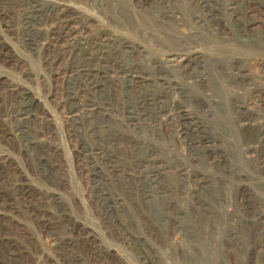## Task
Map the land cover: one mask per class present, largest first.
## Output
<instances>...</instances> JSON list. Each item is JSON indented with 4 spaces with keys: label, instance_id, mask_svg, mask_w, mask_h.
<instances>
[{
    "label": "rangeland",
    "instance_id": "obj_1",
    "mask_svg": "<svg viewBox=\"0 0 264 264\" xmlns=\"http://www.w3.org/2000/svg\"><path fill=\"white\" fill-rule=\"evenodd\" d=\"M0 264H264V0H0Z\"/></svg>",
    "mask_w": 264,
    "mask_h": 264
},
{
    "label": "bare ground",
    "instance_id": "obj_2",
    "mask_svg": "<svg viewBox=\"0 0 264 264\" xmlns=\"http://www.w3.org/2000/svg\"><path fill=\"white\" fill-rule=\"evenodd\" d=\"M248 1V0H247ZM209 7V6H208ZM211 8V7H210ZM211 12V11H210ZM164 15V14H163ZM212 17V16H211ZM151 18V17H150ZM198 19V18H197ZM196 19V20H197ZM155 20V19H154ZM156 20H157V18H156ZM163 20V19H162ZM146 21V20H145ZM201 21V20H200ZM147 23H149V22H147ZM203 23V22H202ZM206 23V22H205ZM149 25V24H148ZM146 29H148V28H146ZM151 29H154V28H151ZM144 30V29H143ZM159 30V29H158ZM149 32V31H148ZM151 32V31H150ZM160 34V33H159ZM162 36V35H161ZM163 37H166V36H163ZM145 38H146V36H145ZM27 39V38H26ZM148 39V38H147ZM123 47V46H122ZM127 48V47H126ZM168 49V48H167ZM130 50H131V48H130ZM170 50V49H169ZM168 50V51H169ZM179 51V50H178ZM190 53V52H189ZM188 53V54H189ZM180 54V53H179ZM183 54H185V53H183ZM187 56V55H186ZM185 56V57H186ZM123 57V56H122ZM128 59V58H127ZM188 61V60H187ZM191 61V60H190ZM102 62V61H101ZM154 63V62H153ZM166 63V62H165ZM132 65H133V63H132ZM201 66H203V65H201ZM99 68V67H98ZM137 69V68H136ZM203 69V68H202ZM80 70V69H79ZM79 73V72H78ZM102 73V72H101ZM107 73V72H106ZM113 73V72H112ZM98 74V73H97ZM111 74V73H110ZM116 76V75H115ZM133 76H135V75H133ZM141 79V78H140ZM154 79V78H153ZM157 79V78H156ZM205 79V78H204ZM120 80V79H119ZM136 82V81H135ZM169 83V82H168ZM171 83V82H170ZM169 85V84H168ZM164 87H166V86H164ZM161 88V87H160ZM156 89V88H155ZM162 89V88H161ZM175 89V88H174ZM87 91H88V89H87ZM166 91H167V89H166ZM145 92V91H144ZM96 101V100H95ZM94 101V102H95ZM164 101V100H163ZM159 104V103H158ZM183 108V107H182ZM159 114V113H158ZM151 117V116H150ZM157 117H158V115H157ZM129 118V117H128ZM157 119V118H156ZM182 134V133H181Z\"/></svg>",
    "mask_w": 264,
    "mask_h": 264
}]
</instances>
